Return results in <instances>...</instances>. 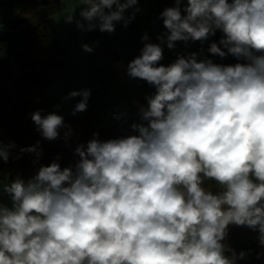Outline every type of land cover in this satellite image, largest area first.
Returning a JSON list of instances; mask_svg holds the SVG:
<instances>
[{"label":"clouds","instance_id":"9594fccd","mask_svg":"<svg viewBox=\"0 0 264 264\" xmlns=\"http://www.w3.org/2000/svg\"><path fill=\"white\" fill-rule=\"evenodd\" d=\"M137 4L80 0L79 19L75 8L63 17L81 31L113 33L117 22L127 28ZM159 19V43L145 33L127 64L129 78L155 89L129 125L135 134L102 141L93 133L73 150L74 166L61 168L57 156L27 181L3 183L10 207L0 199V264H236L248 253L222 243L229 225L257 231L264 247V0H174ZM217 31L208 53L242 63L198 60L197 52L159 63L162 45L203 44ZM90 95L82 89L63 99L80 97L75 115ZM42 111L31 113L36 131L54 141L65 129L67 143L63 116ZM15 147L0 139V161ZM23 153L38 163L40 142L14 158ZM206 180L219 191L202 187Z\"/></svg>","mask_w":264,"mask_h":264},{"label":"trees","instance_id":"16d2710c","mask_svg":"<svg viewBox=\"0 0 264 264\" xmlns=\"http://www.w3.org/2000/svg\"><path fill=\"white\" fill-rule=\"evenodd\" d=\"M152 2V12L143 17L147 22L145 33L149 36L148 42L159 43L156 38L160 29L157 34L151 33L150 21L165 8L173 7L174 0H152ZM49 3L50 0H0V129L7 131V135L0 139L5 144L14 143L16 145L11 149L9 160L6 163L0 161V169L8 168L10 181L17 177L27 181L35 175L40 165H49L57 156L60 157L57 162L61 168L74 166L61 147L54 148L56 140L43 139L31 120V113L37 110H43L42 115L51 112L57 114L54 101L45 97L42 88L46 84L55 82L64 72L59 58L66 53V49L58 39L52 38L54 29L46 11L41 10L42 6H47ZM131 12L132 10L126 17ZM137 20L138 15L135 14V18L127 28H124L122 23L117 26L121 37L131 48L132 59L140 54V49L143 47L141 37L145 34L138 30ZM89 34L101 44L103 51H109L115 59L119 58L115 38L110 33L95 30L90 31ZM222 35L220 31H217L203 44L195 41V49L204 56H214L208 53V45L211 42L218 43ZM220 59L224 65L243 62L237 61L231 55ZM86 86H91L94 91H100L101 82L88 80ZM151 88L153 87H149L147 91ZM142 92H145V89ZM63 118L64 123L72 130L67 143L64 140L72 151L77 144H86L92 139L93 133H98V139L102 141L114 137V128L97 129L86 117L77 118L67 115ZM64 131L65 129L60 130V137H63ZM37 141L40 142L41 148L38 163H33L36 159L33 153H23L18 159L14 158L20 148L33 146ZM202 187L213 193L219 191L216 182L212 180L204 181ZM257 236V231L247 227L229 225L228 235L222 243L237 253L241 251L248 253L244 259L237 260L236 264H264V247L259 245ZM258 253L261 254L259 259L257 258ZM225 254L230 255L227 252Z\"/></svg>","mask_w":264,"mask_h":264},{"label":"rangeland","instance_id":"374dc122","mask_svg":"<svg viewBox=\"0 0 264 264\" xmlns=\"http://www.w3.org/2000/svg\"><path fill=\"white\" fill-rule=\"evenodd\" d=\"M152 0H138L137 7L140 9L138 15V30L145 33L147 30L145 15L152 12ZM80 0H50L47 6H42L48 15L51 26L54 29L52 38L59 40L60 44L66 49V53L59 58L63 65V74L55 81L46 84L42 92L46 98L53 100L57 114L61 116H71L72 109L80 100V97L64 100L71 91L89 89L91 92L88 100L87 110L78 112L77 118H88L91 124L97 129H115L113 138L135 134L131 132L129 125L133 122H139V107L146 105L145 95L155 91L145 81L140 79L129 78L126 74L127 64L132 60L131 48L124 38L120 35L117 28L122 22L115 24V31L110 33L115 38V44L118 49L119 58H113L109 51H103L101 44L93 39L89 34L90 31H81L77 29L76 24L65 23L64 15L69 10L75 8L74 15L79 19ZM125 12V16L131 11ZM160 33L166 32L162 20L159 21ZM98 30V29H97ZM95 31V30H93ZM88 44L93 48L91 53L85 52L81 45ZM195 41H189L185 45L182 41L175 42V48L169 50L166 45H162L165 52L160 64L167 66L174 62L178 55L187 56L195 49ZM211 59L214 63L223 64L222 60L216 56H204L198 54V60L203 58ZM97 78V79H96ZM96 79V80H95ZM101 82L100 91H94L91 86H86L87 81ZM145 89V92L142 90ZM59 105V108L56 106ZM113 110L123 112L125 122L117 120L112 115ZM7 135L5 129H0V137ZM112 138V139H113ZM10 139V136H8ZM8 168L0 169V199L10 207V199L7 194L3 193L2 184L8 183Z\"/></svg>","mask_w":264,"mask_h":264},{"label":"water","instance_id":"95a60500","mask_svg":"<svg viewBox=\"0 0 264 264\" xmlns=\"http://www.w3.org/2000/svg\"><path fill=\"white\" fill-rule=\"evenodd\" d=\"M160 19H159V14H156L150 21V32L153 33V34H157L158 31H159V26H160V23H159ZM61 147V149L63 150V152L66 154V156L68 158L71 159L73 165H75L78 157L74 156L73 155V151L70 150L67 145L65 144L64 142V139L63 137H59L58 139H56L55 141V145H54V148L55 149H59Z\"/></svg>","mask_w":264,"mask_h":264},{"label":"built area","instance_id":"2783aa9c","mask_svg":"<svg viewBox=\"0 0 264 264\" xmlns=\"http://www.w3.org/2000/svg\"><path fill=\"white\" fill-rule=\"evenodd\" d=\"M112 115L113 116H118V115L121 116L122 117L121 122H123V123L125 122V118H124L125 114L123 112L118 111V110H113Z\"/></svg>","mask_w":264,"mask_h":264}]
</instances>
